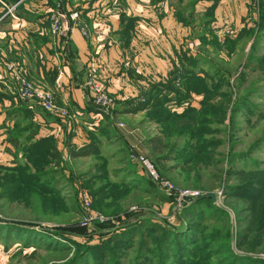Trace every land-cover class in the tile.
Wrapping results in <instances>:
<instances>
[{"label": "rangeland", "instance_id": "obj_1", "mask_svg": "<svg viewBox=\"0 0 264 264\" xmlns=\"http://www.w3.org/2000/svg\"><path fill=\"white\" fill-rule=\"evenodd\" d=\"M67 1L76 6L66 9ZM84 2L57 0L51 10L76 11L83 21ZM117 2L124 5L125 0ZM168 3L167 10L159 8V14L164 12L170 21L165 41L177 40L178 25L179 39L173 64L168 70L164 67L166 74L143 77L145 87L130 95L126 92V98L124 94L116 98L105 81L95 75L109 95L110 103L102 108L106 115L89 114L72 101L71 105L61 103L52 90L58 109L45 111L57 121L42 113L52 124L47 126L48 132L42 133L43 124L37 122L38 127L33 125L27 135L25 128L29 121L20 123L24 133L17 140L18 149L27 137L40 138L46 133L55 137L64 162L57 177H38L35 191L22 192L21 197L7 192L16 187L15 183L0 185V224H5L0 231L3 234L0 264H67L81 249L90 248L93 254L101 246L104 249L100 251L107 249L103 264H264V61L261 60L264 34L256 27L260 17L258 0H168ZM152 14V10L147 11L146 18L152 19ZM205 17L210 22L200 24ZM146 26L151 34L155 32V26L148 20ZM244 29L254 32H241ZM85 32L89 34L87 26ZM240 34L248 38L237 41L231 54L212 44L224 42L228 36L237 39ZM140 35L141 41L147 38ZM204 40L209 42L204 44ZM167 49L173 50L171 46ZM163 52L166 54L164 50L157 54L162 56ZM187 57H195L197 66L202 67L198 68V78L188 83L186 77L176 75L180 60L190 66ZM92 73L93 70L86 72L83 83ZM157 82L163 83L168 98L162 109L125 112L131 104L144 101V92ZM92 102L91 105L102 107ZM237 105L239 109L235 112ZM166 113L170 119L163 126L174 135L168 143H176L178 150L173 157L168 155L165 164L170 170L161 175L175 188L198 192V196H186L180 203L177 193L155 183L156 186L150 187L146 169L131 157L143 155L156 166L157 160L147 143L160 136L163 129L156 118ZM163 140L166 144V139ZM92 141L100 142L97 152L84 157L70 156L71 148L80 150L85 142ZM16 158L21 166L24 162L28 164L22 151ZM52 170L50 165L42 169ZM4 173L7 171L0 174ZM20 177L19 184L29 182L24 172ZM228 185L244 191L228 194ZM83 196L89 197L90 206L85 205ZM208 198L212 201L210 205L204 202L190 208ZM209 208L215 216L202 219L199 212L209 214ZM87 218V224H82ZM148 222L168 228L176 236L163 242L159 232L146 227ZM189 223L191 226L182 230ZM121 230H133L134 236L132 247H122L118 253L109 239ZM187 230V238H195L194 245H188L190 242L184 237L188 236ZM42 238L45 241L41 242ZM181 245L190 250L182 253L184 260L176 255ZM36 248L35 257L26 258Z\"/></svg>", "mask_w": 264, "mask_h": 264}, {"label": "crops", "instance_id": "obj_2", "mask_svg": "<svg viewBox=\"0 0 264 264\" xmlns=\"http://www.w3.org/2000/svg\"><path fill=\"white\" fill-rule=\"evenodd\" d=\"M107 1L85 0L81 6V18L85 23L82 21L79 27H72L64 34L54 36L50 30L51 16L74 11L53 13V7L48 0H20L16 5L23 2V10L34 14V18L16 19L10 11L15 5L12 7L1 0L0 165L14 164L13 155L15 150L19 149L10 132L14 130L16 122L29 121L31 127L25 129L27 135L34 128L31 122L43 124L42 133H47V126L52 125L47 122L36 103L22 102L24 100L16 93L18 87L15 74L5 69L7 63H16L17 68L34 83L54 90L61 103L71 105L72 101L81 110L85 109L92 99L83 83L88 70H93L94 75L104 80L108 91L116 98L122 94L126 98V92L130 95L133 91L145 87L143 77L148 78L151 74L164 75V67L168 70L173 64L175 44L179 39V25L177 40L173 38L171 41H165V30L169 28L170 21L165 18L164 12L159 14V8L167 10L170 5L167 1L152 4L149 0H125L124 5L118 3V0H115L116 3L113 0ZM74 6H70L67 1L65 7L70 9ZM151 10L152 15L158 12L159 16L151 15L152 19L149 20L146 18V12ZM121 14L139 18L128 47L123 46L119 38ZM100 18L103 21H100ZM147 20L155 26V32L152 34L146 30ZM83 23L87 26L89 34L83 30ZM171 26L175 27L174 22ZM141 33L147 36L143 41L140 39ZM148 33L151 38H148ZM168 46L173 50H168ZM163 50L166 54L163 52V55L159 56L158 51ZM129 71H135V74L132 75ZM118 100L122 101L120 98ZM23 103L25 106L22 108ZM15 108H22L25 113H13ZM46 133L42 134V137L47 136Z\"/></svg>", "mask_w": 264, "mask_h": 264}, {"label": "trees", "instance_id": "obj_3", "mask_svg": "<svg viewBox=\"0 0 264 264\" xmlns=\"http://www.w3.org/2000/svg\"><path fill=\"white\" fill-rule=\"evenodd\" d=\"M2 1L4 3L6 1L10 2V5H12V7L15 5L13 10H12V13L15 16H17L19 18L20 17L32 18V19L34 18V14H30L28 11L23 10V5H22L23 2L16 5L20 0H2ZM56 1L48 0V3L50 4V6L56 7ZM160 1H162V2L167 1L168 2V0H151V3L155 4V3H158ZM6 4H8V3H6ZM1 5H2V2L0 0V6ZM258 5L260 7V17L256 23V27H258V30L261 31L262 34H264V0H258ZM6 10L7 9H5V11ZM10 14L11 13L9 12L8 15H10ZM177 18L179 20L181 19V13H179L177 15ZM120 20H121V31L119 32V38H120L123 46L128 47L132 41V38H133V35L135 32V28L137 25L136 23L139 20V18L134 17V16H126L124 14H121ZM206 22H208V23L210 22L208 17H205L202 21H200V24H203ZM241 32L249 34L250 32H254V30L250 31V29H244ZM244 37H246L244 34H242V35L240 34L237 39L228 36L225 38L224 42L217 41L216 43H212V44L215 46L216 49L219 48L220 51H226L228 54H231V53L235 52L236 42L242 41V39ZM246 38H248V36ZM203 42L205 44V43H208L209 41L204 40ZM187 58H189L188 61H189L190 66H186L185 61L180 60V63H179L180 68L177 67V70H176L177 77L184 76V77H186V79H188V81L186 83L194 82L195 79L198 78V76H199V74L197 73L198 68H200V69L202 68L200 65L197 66L198 60L195 57H187ZM249 60H250V58L247 57V62H246L247 65H248ZM261 60L264 61V59H261ZM129 73L133 75V73L135 74V71H129ZM173 74H175V70H174ZM233 76H234V74H233ZM199 79H201V78H199ZM162 86H163L162 82L153 83L151 86H149V89L146 90V92H144L145 100L144 101L140 100L138 103L131 104L132 105L131 108L128 110H125V112L136 113V112L141 111V110L156 111V110L162 109V106H164V102L166 101V99H168L166 97V94H164ZM55 94H56V92H55ZM25 101L26 102H32V101H27V100H24L22 102H25ZM91 102H92V99L90 102H88V104L86 105V107L84 109L87 113L92 114L95 112L97 114L104 113L106 115V113L104 112L103 109L96 107L94 104L91 105ZM34 103H36V102H34ZM36 104H37V106H39V108L41 109V112L43 114H45V116H49L53 121H57V120H54V116L47 113V111H45V109L40 104H38V103H36ZM24 106H25V103L22 104V108ZM22 108L21 109L15 108L12 111H13V113H16V114L25 113V112H23ZM238 109H239V105H237L235 107V112L238 111ZM153 117H155V116H153ZM156 119H157L156 123L158 124L159 127H161L160 129H163V130L161 131L160 136L158 135L155 138L148 140L147 144H148V147L150 149L151 155L157 160V162L155 164H156L158 171L160 172V174L165 175V173H163V172H169V170H170L165 164L166 158H168V155H169V157H173L177 153L178 147H177L176 143L175 144L168 143V140H170L172 137H174V135H173V132L171 130H168L166 128V126L165 127L163 126V125H166V123L170 119V114L166 113L165 116H158ZM31 125L32 126L34 125L35 128L38 127L36 123L33 124L31 122ZM28 127H31V126L28 125V126H26L25 129H27ZM98 127H100V126H98ZM23 131L24 130L22 129L20 123L16 122L14 130H12L10 133L12 134V137H14L16 139V142H17L18 138L22 137ZM163 138L166 139V141H167L166 144H165ZM99 144H100V142L92 141L91 143H88V144H85L84 146H82V148L80 150H74L73 148H71L69 154L73 158L89 156L91 153L97 152ZM21 146L22 147L19 150L15 151V154H14L15 158L13 161L14 164H11V165L2 164V165H0V173L2 171H5V172L7 171L6 174L5 173L3 175L0 174V185L4 186V184H6L8 182L15 183L16 187L9 189L7 192H11L13 196H19V197H21L22 192H23V194H26L27 192L30 193L31 191H33V192L35 191L34 187L36 186V188H37L38 177L42 178L43 176H48V175H50L53 179L55 177H57L58 172L61 171L60 169H62L61 167L63 166V162H64V155H63L62 151L59 149V146L56 143L54 136H43L40 138H35L33 136H29V137H27V139L25 140V142ZM19 147H20V144H19ZM20 151H22L24 159L28 161V164L24 162L23 166H21V163H17V161H16V159H17L16 157H18ZM165 151H167L168 153L166 154ZM46 165H50L54 170H52L51 172H43L42 169L45 168ZM22 172H24V176H26L29 179V182H27L25 185H21L18 183V182L21 183V177L20 176H22ZM148 180H149L148 185L150 187L156 186L150 178ZM231 191L239 192V191H244V190H243V188L241 189V188H238L236 186H229L228 185L227 193L230 194ZM9 196L12 197L11 195H9ZM204 202H205V204L210 205V203L212 201L209 198L205 199V200H200L198 202V204H194L190 208H197L198 205H202ZM211 206H213V205H211ZM52 209L55 211L56 207L53 206ZM201 211L202 212H199L200 213L199 215L202 219L215 216V214H213L214 210L212 208H209V214H206V215H204L203 210H201ZM217 217L218 216H216V218ZM18 223H20V222H18ZM13 224H15V223H13ZM4 225L5 224H0V231L3 228L5 229ZM23 225L31 226L30 223H23ZM145 225H146V227L148 226V227L152 228L154 231L159 232L160 237L163 240V242L171 241V240H169L170 237L176 236V234H174V233L170 234V229H168V228L163 229L162 226L159 224H156L153 222H148ZM2 226H3V228H1ZM190 226H191V224L189 223L182 230L185 231ZM188 231L189 230H187L185 232L186 235L189 233ZM0 234L2 235V236H0V240H2L3 234L2 233H0ZM133 236H134L133 230H126V231L121 230L120 232L115 233L109 239V241L111 242L112 246H115V249L117 250V252L120 253V250L122 249V247H125L126 249H130L132 247L131 244L133 241ZM184 237L189 240L188 242H190V243H188V245H194L195 238H194V240L187 238V237H189V234H188V236H184ZM240 238H241V235H240ZM171 239H173V238H171ZM43 241H45V240L42 238L41 242H43ZM46 243H54V241L53 242L47 241ZM99 249L101 250L104 248L101 246V247H99ZM89 250H90V248H87V247L81 249L77 253L76 257L72 261L68 262L67 264H75L78 261H82L83 264H103L102 262L105 260L102 258L105 257L107 249L103 250V252L100 250H97V252H94L93 254L90 253ZM183 252L189 253L190 250L186 249V247H184V245H181V251L178 254H176L177 257L180 255V260H184V256L182 255ZM36 254H37V248L32 252L31 255L26 256V258H34ZM181 256H183V257H181ZM140 264H145V263H140Z\"/></svg>", "mask_w": 264, "mask_h": 264}, {"label": "built area", "instance_id": "obj_4", "mask_svg": "<svg viewBox=\"0 0 264 264\" xmlns=\"http://www.w3.org/2000/svg\"><path fill=\"white\" fill-rule=\"evenodd\" d=\"M13 8L10 10L12 12ZM14 18L18 19L12 13ZM82 24L80 20V15L78 12H70L69 14L57 13L53 14L50 18V30L51 34L54 36H59L64 34L72 27H79ZM84 25V24H83ZM85 31V26L82 27ZM5 69L9 72L15 74L17 79V94L20 98L32 101L40 104L45 110L49 112H54L58 108L56 106L54 92L51 89L44 88L36 83H34L24 72L17 68L16 63L9 62L5 65ZM94 75V73H92ZM90 75L89 79L85 83L87 90L90 92L92 100H94L95 104H98L101 109L107 106L110 103L109 95L106 89V86L97 81L95 75ZM63 113H66L64 111ZM133 160L139 162L145 169L148 174V177L161 188L166 189L167 191L177 193L178 198L177 201L180 203L184 200V198L189 196H198V192H192L190 190H183L175 188L174 184L170 182L168 179L163 177L154 163H152L148 158L143 155H135L132 156ZM83 201L85 205L90 206L91 202L89 197L83 196ZM87 220H83L82 224H87Z\"/></svg>", "mask_w": 264, "mask_h": 264}, {"label": "water", "instance_id": "obj_5", "mask_svg": "<svg viewBox=\"0 0 264 264\" xmlns=\"http://www.w3.org/2000/svg\"><path fill=\"white\" fill-rule=\"evenodd\" d=\"M213 200H215V197H214V199Z\"/></svg>", "mask_w": 264, "mask_h": 264}]
</instances>
